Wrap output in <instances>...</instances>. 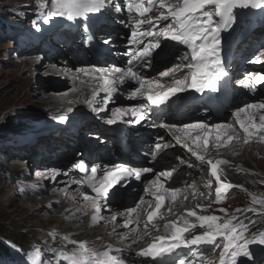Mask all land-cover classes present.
Masks as SVG:
<instances>
[{"label": "bare ground", "instance_id": "1", "mask_svg": "<svg viewBox=\"0 0 264 264\" xmlns=\"http://www.w3.org/2000/svg\"><path fill=\"white\" fill-rule=\"evenodd\" d=\"M116 3L121 4V11H117L116 9V12H114L115 10L113 9H108L107 11L106 6V8L102 11V14L96 13L98 14L96 16L88 15V19L86 20H89L90 23H98L99 20L104 21V23L99 24V26H97L96 28L90 29L89 35L93 40V43H91V45H98L101 41H105V39L108 37V39H111V44L109 42H104V45L106 46L107 50L115 54L112 59L117 63L119 68H127L129 67V65L126 63V61L130 59V56L128 55V53H125V51L128 47L132 50H135V46L130 45L129 41L127 42V36L120 37L118 33L121 30L125 33V29L120 26V23L125 26V24L123 23L125 16H127L129 19H132L130 23L131 30H133V25L135 24V20L133 17L135 14L130 15L125 12L126 8L124 7L123 0H114L112 4L114 8ZM210 10L213 9L210 8ZM235 10L236 9H234V13ZM160 11L161 10L158 9L154 10L150 15H159ZM83 19L84 18H77L76 20H74L71 29H67V26H69V20L62 17L58 18L57 21H49L47 23L38 25L35 27V32H41L43 33V35L38 34V39L40 41L36 43V46H33L31 42L23 49L19 47V51L22 52V54L19 56L21 58V64L14 67V72L21 71V77L26 78L25 82H28V84H30L32 88L34 87V89H36L35 91L38 94L40 93V91H42L45 95L44 99L48 100L50 103L56 105L58 104V106L62 108H73L76 105H79L78 108L81 109V113H84V115L86 116H92L95 120V122H89L85 119V117H82L80 119L78 117H75L76 115L64 116L65 119L63 122L68 119H71L73 121L72 125L75 126V129L73 131L76 130L78 133H80L76 134V136L73 135V131H66L63 127H56L53 129L50 128L51 125L55 124L56 121L54 120L50 119L45 121L43 129L39 131L40 135L38 137H41L44 141L39 151L41 155L38 154L39 160L32 159L34 156L27 153L21 155L17 151L8 152V155H13V157L10 159L12 160V162H10L13 164L12 168L14 172L17 173L3 171V175H0V177H2L1 186L3 188L10 187V185H8V181L15 180L17 179V177L23 174V172H21L20 170L29 168V166L31 167V165H41L42 163L50 162L49 165L37 167L36 169H34L37 177L35 178L32 176L34 184L30 185L37 193L39 191L45 193L48 190V193L50 192V194H48L49 198L46 200L38 199L35 197L22 199V203H20L19 208L16 209L17 215L20 218V224L28 225L29 232H37V227L38 229H48L51 227V225H54L55 229L64 231V233L62 232L61 235L70 234L72 236V239L77 235H85L87 239L89 237L101 239L105 235L111 236L109 240L116 242V247L122 248L124 251L126 250L128 252L127 259L131 262V264H173L174 259L178 258H184L186 261H190L191 264H207L206 256L208 252L205 249L196 251L195 248L197 246L178 249L175 253V257L166 260L158 258L153 261L150 257H143L144 259L151 260L147 261L141 259L142 256L138 255V253L141 251L140 245L148 242L144 247V249H146L155 240V238L158 237L160 229H163L166 224H171L172 222L183 224V220L181 218L183 217L187 219V215L183 214L184 210L187 211L191 210L192 208L197 209V206H200V208L204 210L203 208H212L213 205H215V209H219V207L223 206V203L226 201L225 200L222 203L216 202V182L214 183L215 186L213 185V188L206 187V183L203 182H209L207 175V173H209L210 171L209 165L206 162L204 164H201L199 161L193 160L194 156H189V154L191 155L189 151L187 153L181 149L176 148L179 146V143L177 146L175 137H181L180 143H182V149H185V147H183V144L187 143L190 147L193 148V150L197 151L198 154L203 155L205 157V161L209 159H213V161L224 160L227 163L222 165L223 168L226 167L229 169L234 167L235 169L237 167L234 170L236 172L235 177H238L240 179L244 180L245 174H251L255 169L264 172V130L254 132L251 137L247 138L248 142L246 143L245 134L242 130H239V125L236 123L237 117L234 115L237 109L243 108L246 104L264 101V92H245L243 89H246L247 87L242 84H234L232 86L233 96L230 103L223 111L222 115L216 117L214 121L207 122L198 111H193L194 113L191 116L183 115L177 121L168 120L166 122L168 125H176V128L173 129H159L158 127L159 125H161V123L158 124L157 128H152L150 126L151 120L149 121V118L142 121V123H140V127H132L134 128L132 129L127 125L126 121L127 117L136 119V117L131 115L130 107L137 108L141 103H146V101L139 96L136 98L132 97V91L136 87H139V84L126 79L124 83H126L127 86L125 87L124 85H122L123 83L118 84L117 91L110 94L112 96L109 102L107 101L106 103V95L103 92L99 93H103L102 100L105 104V108L107 107L106 105L113 104L114 96L117 98L116 102L118 103L112 115V118L116 119V123L105 124L103 117L105 119H108L106 118V116L109 114L107 113V111L97 110L95 106V103L96 101H98L97 98L99 96H94V93H96L99 89L100 81L93 78L96 75L93 72V69L96 66L94 56L91 55V50L89 48H86L82 44L79 45V43L76 42L77 38L80 39V37L82 38V41L84 40V35L80 29L81 25L83 24ZM51 23L52 25H49ZM101 27L105 28L100 29ZM78 30L81 36L77 34ZM240 30H238V32ZM58 34L65 37V41L69 44V49L73 50L74 47V49L82 51L84 53V56H82L80 59H78L77 57H74L73 60L68 59L66 57L65 51L69 52V49H61V44L56 42V40H62L61 38L56 39L58 38ZM237 34L229 44L230 53L228 55L224 56L221 52V49L224 46L223 43L220 47V58L225 57L227 67L230 68L234 63V70L233 72H231L232 75L242 74L245 70L241 60H235V51L239 50V55L248 62H250V60L255 56L256 51L261 50L259 53L264 52V45L261 46L259 44V41L243 44L245 41L249 40V34H246L242 37L238 36ZM51 35H53V39L50 38V41L47 39V43H45V37L47 38V36ZM40 42L43 43V45L45 44V47L49 48L50 51L52 49H55V51L52 53L47 49H41V47L38 46L40 45ZM165 43L166 41H162L163 48ZM111 46L115 48L111 49ZM34 49H36V52H34ZM117 50H119V53H117ZM157 52H159V50H157ZM176 55H179L180 57H176ZM58 56L60 57L59 60L57 59ZM153 57H156L155 53L153 54ZM185 57L187 58L185 59ZM189 59V50L185 46L173 44L167 46V51L163 59L157 60L156 58H152L150 67L134 64V71H137L143 78H145L144 88L142 89V91H150L152 94H156L157 92L166 90L169 87H174V80L181 79L185 74L188 73V69L184 65L187 64V61ZM45 60L48 61L47 64L45 63ZM163 60L165 62L160 64V62H163ZM256 62H258V60ZM259 62L260 63L256 65H249L250 69H248L249 71L247 72H252L254 74L256 72H262L261 74H263L264 56H260ZM106 67L112 68L114 67V65L113 63H110L106 65ZM80 68H85L88 71V75L78 72V69ZM169 68H174L176 72L170 73V75L167 77H161L159 75L161 72L167 71ZM41 69L45 71V75H47V78L52 79V82H42L35 84L31 83V74H29V72L32 70L34 72L33 75L35 76L37 75V70ZM247 74L248 73H246L245 75ZM245 75H242V77L245 78ZM59 76L64 80L61 78L59 79ZM150 81L153 82L151 85L149 84ZM156 81H159V84H156ZM126 88H129L131 90L128 93L127 100L121 98V96H118V90L123 92ZM243 93H245L246 95L243 96ZM89 101H91V103H89ZM230 106L231 108H229ZM117 108L124 109L128 111L129 114L124 116L122 119L116 118L114 117V112ZM181 108L184 110H194L200 109V105L186 104L184 106H181ZM249 113H254V119L257 123H259V115L261 113H264V110H260L259 112H257V110L251 109L248 113H241L239 118L247 120ZM195 122H202L209 127L206 130L188 129L186 131L189 133V135H185V130H177L182 129V126L184 124H194ZM98 123L100 125H106L105 130L115 125L113 127L114 130H112L111 133L109 131L108 133H105L97 127ZM59 124L62 125V123ZM59 124L56 125L58 126ZM90 124L95 125V127L93 128L94 133H89L90 128L88 126ZM218 124L225 125V127L222 129H217L215 125ZM84 130L87 131V134L83 133ZM90 134H95L103 138L98 139L97 136L96 138L90 136L87 137V135ZM196 135H200L201 137H208L207 147L203 146L202 141H195L194 137ZM217 135H220V141L216 140ZM228 136H232L233 139L229 141L227 139ZM109 137L117 138L115 139L118 142L116 144L117 148L114 147L113 143L109 141ZM122 139H125V142ZM144 139L148 140V145H145ZM170 142H173V144ZM152 143H154L153 146ZM125 144L129 145L130 151L135 157L134 159H131L129 153L119 151L118 148L121 145ZM155 144H159L162 147L164 145H171L166 150L168 153V157L164 154L166 153L165 151L163 153L157 154L155 158L152 159L153 156L151 153L155 148ZM25 149L27 148H24V150ZM98 149H103V152H97ZM141 149L147 153H150V155L147 156L149 159H144L143 157L139 156V150ZM44 152H49L51 155L44 154ZM57 157H59L61 161L57 159ZM94 157H96V159ZM179 157L186 158L188 162L193 164V166L187 168L185 165L187 161L183 160L182 163L180 161L181 159L179 160ZM75 158L78 159L75 160ZM162 160L165 161L163 164L160 163ZM80 161H83L86 165L87 162H90L88 166V174H90L91 166L97 167L98 174H102V170L110 169L112 168L113 164H120L121 162H131L135 164L137 168H152L153 172L145 173L144 177L145 175L146 177L156 175L157 172L161 171L162 169H165V172H171V170H173L174 166L176 165L178 168L173 175L175 177V175L180 174V177L177 179L179 182V187L175 188L179 191L176 192V198L174 200L171 199L170 195H168L166 198L165 203L167 208L170 210L165 211L164 208H162L158 216L148 224L147 228H145L144 225L147 221L148 213L155 210L156 201L152 197V191H155V189H152L148 193H145L143 190L149 183V181L154 180L156 176L154 177V179L149 178L150 180L148 179V181H146V183L144 184L134 181V176L128 177L123 182V184H128L130 188L135 187L134 189H132L134 193H136L135 190L139 187L137 191L142 192L141 197H144V202H138L140 203V207L135 213H131V208H133L137 203L131 205L129 202L123 200V198H126L130 190L124 189V192H121L120 190L122 186L117 185L116 187L118 191L121 192L119 198L117 200L116 198L111 199L106 203L104 201H101L100 203L102 211L99 214L98 221L93 222L91 218L96 213L94 208L92 207V199L85 200L83 198V194H87L92 198L95 196V193H93L91 191V188L84 182V178L79 174L77 168L75 167V165ZM22 163L24 164L22 165ZM98 163L100 164L99 166H97ZM202 169L205 170L204 173ZM201 170L202 173L199 172ZM27 175L28 174L26 172L22 176L26 177ZM223 177L222 180H225L226 177ZM252 177L256 180V183L254 186L252 185L253 187H250L252 188V190L260 192L261 188L258 185L261 179L255 174L252 175ZM165 178L168 177H161V181L165 183L166 187L171 186V182L165 181ZM182 178L186 179L183 180ZM227 180L231 182V179ZM72 181H77L78 183H72ZM201 182H203L201 185L202 187L199 186V183ZM35 183L41 184L40 189L36 190L35 186L37 185H35ZM231 184L234 185L233 182H231ZM187 185L193 187V189L185 192L184 188ZM232 190L233 188H231V191ZM203 193H208V198H211L210 205L208 207L202 206V202H200L201 200H199V197L202 196ZM63 202L64 205L60 206L61 204H63ZM33 204H37L39 206L33 207ZM123 205H126V208H123ZM256 205L260 204L257 202ZM203 212L206 211L204 210ZM114 214L117 215L116 221L112 220V216ZM43 216H45V218H43ZM85 216L87 217L84 218ZM30 219L35 220L38 223V226L36 227ZM126 220L132 221L129 227L124 226ZM191 220L193 219L191 218ZM74 222L80 223L81 226L72 227L69 225V223ZM189 222L196 224L197 226L194 228L195 230L191 229L189 233H186V237L200 231L196 230L197 228H199L198 222L196 223V220L195 222ZM153 224H155L156 227H153ZM133 229H135V231H133ZM123 230L127 231L125 233L129 232L128 234L132 239V242L130 243L131 246H129L128 243H125V238L123 240H117V237L121 236V234L123 235ZM135 246L140 247H137V249L135 250ZM99 252L102 251L100 250ZM55 256H57V254L54 255V257L48 255L46 260L48 262H53L54 258H56ZM42 264H45V262L42 261Z\"/></svg>", "mask_w": 264, "mask_h": 264}, {"label": "snow or ice", "instance_id": "2", "mask_svg": "<svg viewBox=\"0 0 264 264\" xmlns=\"http://www.w3.org/2000/svg\"><path fill=\"white\" fill-rule=\"evenodd\" d=\"M124 7L127 12L134 15L135 24L129 38V44L135 46V50H130L128 55L130 59L127 61L129 67L119 68H94L93 72L96 74L93 78L100 81V87L95 95L103 92L106 96L117 91L118 84L124 83L126 79L139 84L131 95L133 98L141 97L146 103H141L137 108L131 109V115L136 117L134 121L129 123H140L148 118V113L154 107L165 104L168 99L177 93L184 92L188 89L195 90L202 93L206 89H215L217 82L227 75L224 63L220 58V47L222 44L221 33L231 29L236 23L237 18L234 14V9L241 8H264V0H123ZM40 16H44L43 9L47 8V17H62L69 21H74L77 18L88 19V14L101 13L106 7V0H51V6L48 3H41ZM115 8L121 11V4L116 3ZM214 9V10H210ZM161 10L159 15H150L154 10ZM218 18V19H217ZM47 23L48 20L43 21ZM166 22V23H162ZM36 26L37 21H32ZM91 25H85V31H88ZM92 37L89 36L88 40ZM162 41H173L177 44L185 46L191 53V63L186 65L188 73L181 79L174 80V87L169 88L164 92H157L152 94L143 92L144 79L137 72L134 71L133 65L151 66L153 54L160 55L163 53ZM108 43V40L104 41ZM159 50V52H157ZM264 56V52H261ZM187 57H185L186 59ZM259 61V57H257ZM178 67V66H175ZM78 72L88 75L85 68L78 69ZM174 72V68H169L167 71L161 72V77H167L170 73ZM188 75H190V82H188ZM153 82H149L151 85ZM159 84V81L155 82ZM241 83L252 90L259 85L264 84V74L255 73L249 74L248 78ZM162 86V85H161ZM91 103V101H89ZM255 109L257 112L264 110V101L258 103L246 104L243 108L237 109L234 115L237 117L236 123L239 125V130L245 134V142L247 143L248 137H251L254 132L264 130V113L259 115V123L254 119V113H249L248 119H240L241 113H248L249 110ZM96 110V109H94ZM129 112L117 108L114 112V117L122 119L128 115ZM64 121V117H60ZM109 124L116 123V119H109ZM163 127L173 129L176 125L165 124ZM209 126L197 122L194 124H184L182 129L185 130V135H189L186 131L188 129H204ZM217 129H222L225 125H215ZM176 142H181V137H175ZM195 141H202L204 147L208 145V137L196 135ZM220 135L216 136V140L220 141ZM229 141L233 139L228 136ZM168 147V145H164ZM192 156L196 158L201 164L205 162L209 165L210 176L215 179L218 185L216 191V202H221L222 192L234 187L231 183L223 182L220 173L223 169L220 165L227 163L224 160L213 161L211 159L205 161V157L193 150L187 143L183 144ZM158 150L160 145H155ZM155 158V154L153 155ZM183 163V161H181ZM192 165L189 164V167ZM81 172L87 173L88 166L80 161L75 165ZM153 169L150 167L145 168H128L121 165H116L110 169L102 170V174H98L97 167L90 168V176L88 186L95 196L90 198L88 195L83 194L85 200L92 199V207L95 210V215L92 216V221L97 222L99 214L102 211L101 201H109L115 199L119 195L117 185L123 186V182L128 178L134 176L135 179L140 180L142 173H151ZM66 174V173H65ZM55 175V174H54ZM171 172L161 171L156 174V178L145 186L144 192L148 193L152 189V197L156 201L155 210L148 213L145 228L151 223L164 208L165 211L170 209L166 206V198L168 195L171 199L176 198L178 189L171 186L166 187L165 183L161 181V177H170ZM72 183H78L72 181ZM208 186H211V180ZM144 202V197H140V203ZM253 204L259 203L261 209H264V200L257 201L253 197ZM137 203L131 208V213H135L140 207ZM199 207V206H198ZM227 216V210L221 208L219 210ZM241 211L240 209L236 210ZM248 211H257L254 208ZM188 217H195L198 226L204 231L202 234L192 236L190 239L186 237L191 229L197 225L190 223L188 219L181 218L183 225L178 222L166 224L165 231L170 233L166 236L156 237L155 240L146 248L142 249L138 255L142 257H150L153 260L158 257L171 256L176 253L178 249L190 248L191 246H199L202 244L212 245L213 248L220 249L219 251V264H240L239 258L244 257L248 261H254L255 256L251 250V245H257L261 251H264V232H257L251 236L248 233V227L243 222L238 221V217L233 214L227 218H221L217 215H197L195 211H188ZM112 220H117V215L112 216ZM233 221H237L234 223ZM132 223L131 220L125 221V227H129ZM139 226V225H137ZM156 227L155 224L152 225ZM135 231V229H133ZM68 243L73 245L70 253L59 252L57 259L62 260L65 264H120V260L112 253L115 251L111 248L103 252H96L90 248L87 242L75 241L69 237H65ZM135 242V241H134ZM40 250L36 249L34 253H28V258L33 261V264H42L38 259ZM24 257L22 256V259ZM173 264H191L184 258L174 259Z\"/></svg>", "mask_w": 264, "mask_h": 264}, {"label": "rangeland", "instance_id": "3", "mask_svg": "<svg viewBox=\"0 0 264 264\" xmlns=\"http://www.w3.org/2000/svg\"><path fill=\"white\" fill-rule=\"evenodd\" d=\"M112 2L113 1L111 0H106L107 11L108 9H111V10L116 9L112 5L113 4ZM41 3H48L49 7L51 6V0H0V175H3L4 173L3 171H7L10 173H17V172H14L12 168L13 164L11 163L12 160L10 159L13 157V155H8L9 151H17L21 155H23L24 153H27V154L34 156L32 159L39 160L38 154L41 155L39 151L44 141L42 140L41 137L40 138L38 137L40 135L39 131L43 129L45 121L50 120V119L54 120L56 122L54 125H51L50 128L53 129L56 127H63L66 131H73L75 129V126L72 125L73 121L71 119H68L65 122L63 121L61 122L60 117H64L66 115H72V116L76 115L75 117H78L80 119L82 117H85L87 121L95 122L92 116H88V115L86 116L84 115V113H81V109L78 108L79 105H76L73 108H64V107L62 108L58 106V104L56 105V104L50 103L48 100H45L44 99L45 95L42 91H40V93L38 94L35 91L36 89H34V87L32 88L30 84H28V82H25L26 78L21 77V71L14 72V67L19 66L21 64V58L19 56L22 54V52L19 51V47L23 49L25 46H27L31 42L33 46H36V43L40 41L38 39V34L43 35V33L37 32V31H36L37 32L36 34L35 27L38 25L44 24L43 21L45 19H48V22L49 21L53 22V21H56L58 18H60V17H47L46 15L47 8L43 9L45 15L40 16L39 13L41 12V8L39 7V5ZM247 10H248L247 11L248 13L247 16H248L250 12L249 8H247ZM114 12H116V10ZM33 20L37 21L36 26L33 25L32 23ZM86 21L89 22V23L86 22L89 25L90 21L89 20H86ZM130 21H132V19H129L127 16H125L124 21H123L125 26H123L120 23V26L125 29V33L122 30L119 31L118 35L120 37L127 36L128 38L131 36L132 30H131ZM101 22L103 21L99 20V23ZM72 24H73V21H69V25L72 26ZM49 25H52V23ZM105 27H101L100 29H104ZM77 34L80 35L79 30ZM50 38L53 39V35L47 36V38L45 37L46 39L45 43H47V39L50 41ZM59 38H61L62 40L61 41L56 40V42L61 44V49H69V44L68 42L65 41V37L60 36V34H58V38L56 39H59ZM105 40H108L109 43L111 41V39H108V37ZM81 41H82L81 37L80 39L77 38L76 40V42H78L79 45L90 44L91 46L92 40L91 41L83 40L82 42ZM38 46H40L41 49H47L48 51H50V49L46 48L45 44L43 45V43L41 42H40V45ZM114 48L115 47L111 46V49H114ZM54 51L55 49L51 50L52 53ZM34 52H36V49H34ZM65 54H66V57L71 60H73L74 57H77L78 59H80L82 56H84V53L82 51L74 49V47H73V50L69 49V52L65 51ZM176 57H180V56L176 55ZM152 58H156V57H152ZM57 59L59 60L60 57L58 56ZM164 62L165 61L163 60V62H160V64ZM45 63L47 64L48 61L45 60ZM74 66H78V65H74ZM29 74H31L30 76L31 83L35 84V83H42V82H52V79L47 78V75H45L46 74L45 71L42 69L37 70V75L35 76L33 75L34 72L32 70L29 72ZM60 78L63 79L62 77L59 76V79ZM122 85H124L125 87L127 86L126 83H123ZM130 91L131 90L129 88H126L125 91L123 92L118 90L119 92L118 96L119 97L121 96V98L127 100V96ZM102 95L103 93L98 95L99 96L97 98L98 101H96L95 103L96 109L99 111H107L109 115H107L106 118L113 119L112 118L113 111L115 107L118 105V103L116 102L117 98L114 96L113 104L106 105L107 107L105 108V104L102 100L103 98ZM245 95L246 94L243 93V96ZM111 96L112 95L106 96V103L107 101L109 102V100L111 99ZM103 119H104L105 124L106 123L108 124L107 122L108 119H105L104 117ZM134 120L135 119L134 118L132 119V117L131 118L127 117L126 118L127 125L131 128L140 127L141 124H139L138 126H135L132 123H129V121H134ZM59 123H62V125ZM56 124H59V125L57 126ZM88 127L90 128L89 133H94L93 128L95 127V125L90 124ZM97 127L105 133H108V131L111 133L112 130H114L113 127H110L109 129L105 130L106 125H100L99 123ZM83 133L87 134V131L84 130ZM76 134H80V133H78L76 130L73 131V135L76 136ZM89 136L95 137V138L97 136L98 139L103 138L95 134L87 135V137ZM108 139L110 142L113 143V146L117 148V145L114 142V139H117V138L109 137ZM122 140H124L125 142V139H122ZM144 141H145L144 142L145 145H148L147 144L148 140L144 139ZM170 143L173 144V142H170ZM153 144L154 143H152V146ZM181 144L182 143H179V146H178V143H177L178 147L176 148L181 149L188 153V150L186 148L182 149ZM169 146L171 145H168V147ZM168 147L164 148L163 146L164 149H158V152L163 153L168 149ZM24 148H27V149L24 150ZM155 150L157 151V149L154 148L152 152ZM97 152H103V149H98ZM44 154L51 155L49 152H44ZM164 154L167 156L168 154L167 151ZM149 155L150 153H147L143 151L142 149L139 150L140 157H143L144 159H149L147 157ZM189 156L193 157L190 154ZM94 158L96 159V157ZM183 158L184 157L182 158L179 157V160L181 159L180 161H183V160L187 161L186 158L184 159ZM57 159L61 161L59 157H57ZM76 159L78 158H75V160ZM193 160L197 161L195 157H193ZM23 164L24 163H22V165ZM49 164L50 162H46L45 166ZM89 164L90 162L89 163L87 162V166H89ZM189 164L193 166L192 163L187 161V163L185 164L187 168H190ZM221 169H224L221 172V175H222L221 177L225 176L227 179L229 180L231 179V182H233L235 185V187H233V190L231 191V194L229 195V198L227 199V201L223 203L224 205L220 206L219 209L218 208L215 209V205H213L212 208H203L206 212H203L204 210H202L200 206L199 207L197 206V209L192 208L191 210H187V211L184 210L183 214L187 215L188 211H195L196 213H198L197 215H217L221 218H227L235 214L238 217V221L243 222L245 225H247L248 233H246V235L251 236L253 234H256L257 232H261L259 229L261 228L260 225H263V222H264L263 221L264 220V209H261V205H256V203L253 204L252 201H253V197H256L257 201L264 200V172L258 169H255L253 170L251 174L246 173L245 179L243 180L238 177H235L236 172L234 171L235 170L234 167L228 169L226 167L223 168L221 165ZM202 170L204 173L205 170L204 169ZM202 170L199 172L202 173ZM20 171L23 172L22 175H24V173L26 172L28 175L26 177H23L21 175L17 177V179L15 180H9L8 185H10V187H7V188H3L1 186L2 177H0V241L1 243H3L5 250L8 252V256L3 255V253L0 254V264H33V261L28 258L27 254L34 253L36 249L40 250L38 259L41 261H44L45 264H57V263L65 264L64 261L58 260L57 256H55L56 258H54L53 262H48L46 258L48 257V255H51L52 257H54V255L58 254L61 251L70 253L74 246L68 243L67 240L65 239L66 236L72 239V236L70 234L61 235V233L62 232L64 233V231L55 229L54 225H51V227L48 229H40V228L38 229L37 227L38 223L32 219L30 220L37 227V232H29L28 225L20 224V218L17 215L16 209L19 208L20 203H22V199L35 197L38 199L46 200L49 198L48 194H50V192L48 193V190L45 193H42L41 191L37 193L32 188V186H30L34 184V180H32V176L34 177L33 170H30L29 168H25ZM161 171H158L157 173ZM144 174L145 173H142L140 180L134 179V181H136L137 183L144 184L146 183V181H148L149 178L154 179V177L156 176V175H151V176L146 177L145 175L144 177ZM254 174L257 175L261 179L258 185L261 188L260 192H256L252 190V188L250 187L252 185L254 186L256 183V180L252 177V175ZM179 177H180V174L175 175L174 178L178 179ZM182 179L185 180L186 178H182ZM203 182L206 183V187L208 188H213V185L215 186L214 181L211 183L210 187L208 186L209 182H206V181H203ZM203 182L199 183L200 187H202L201 185ZM247 184L249 187L247 186ZM35 185L34 186L36 187V190L40 189L41 184L35 183ZM134 188L135 187L130 188L128 184H123L120 190L121 192H124V189L130 190L126 198H123V200L129 202L131 205H134L140 202V197L142 195L141 191H137L139 187L135 190L136 193H134V191L132 190ZM120 191H119V195L116 197V200L120 196V193H121ZM207 198H208V193H203V195L199 197V200H201L200 202H202V206L204 207H208L210 205L211 198H208V199ZM259 198H263V199H259ZM65 204H66V201H65ZM63 205H64V202L60 206H63ZM32 206L37 207L39 205L33 204ZM123 206H124L123 208H126V205H123ZM221 208L227 210V216L225 213L219 211ZM250 208H254L257 211L255 212L248 211V209ZM237 209H240L241 211L237 212L236 211ZM86 217L87 216H85L84 218ZM186 217L188 220L190 219L189 221L191 222H195L196 220L195 217H188V216ZM43 218H45V216H43ZM191 218L193 220H191ZM233 222L236 223L237 221H233ZM69 225L72 227L81 226L80 223H75V222L69 223ZM180 225L182 226L183 224H180ZM199 228L196 229L198 231L200 230L199 232H196L193 235H189L187 236V238L190 239L192 236L196 234H202L204 229L202 228L199 229ZM123 231H124L123 235L121 234V236L117 237V240H121V239L123 240L125 238L126 239L125 243H128L129 246H131L130 243L132 242V239L128 234L129 232L125 233L127 231L126 230H123ZM169 234L170 233H167L165 231V227H164L163 229H160V233L158 234V237L159 235L166 236ZM110 238L111 236L105 235L101 239H97L94 237H89L87 239L85 235L83 236L77 235L76 237H73L72 240H75L78 242L80 241L87 242L90 248L98 252L100 250L103 252L106 249L111 248L115 250L112 254L116 255L119 258L121 264H124V263L131 264V262L128 261L127 259L128 252L126 250L124 251L122 248L116 247L117 243L114 241H110L109 240ZM147 243L141 244L140 250L144 249ZM140 246H137V247H140ZM137 247L136 246L134 247L135 250L137 249ZM215 249L216 248H213L212 245L205 249L208 252L206 256L207 264H215V261L217 260V258L215 260ZM258 251L259 249L254 250V256L258 253ZM22 256L24 257L23 259H22ZM144 258L142 257L141 259H144ZM144 260L151 261L150 259H144ZM254 261L246 260L244 261L243 264H252ZM262 263H264V260L261 261L259 264H262Z\"/></svg>", "mask_w": 264, "mask_h": 264}, {"label": "trees", "instance_id": "4", "mask_svg": "<svg viewBox=\"0 0 264 264\" xmlns=\"http://www.w3.org/2000/svg\"><path fill=\"white\" fill-rule=\"evenodd\" d=\"M117 150V149H116ZM264 221V220H263ZM260 229H261V231H263L264 232V222H263V225H260ZM3 253V255H5V256H8V252L5 250V247L3 246V243H1V241H0V254H2Z\"/></svg>", "mask_w": 264, "mask_h": 264}]
</instances>
